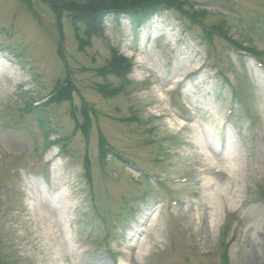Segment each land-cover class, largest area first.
<instances>
[{
    "label": "rangeland",
    "instance_id": "374dc122",
    "mask_svg": "<svg viewBox=\"0 0 264 264\" xmlns=\"http://www.w3.org/2000/svg\"><path fill=\"white\" fill-rule=\"evenodd\" d=\"M193 1L259 59L168 10L81 50L51 6L0 0V264H264V0Z\"/></svg>",
    "mask_w": 264,
    "mask_h": 264
},
{
    "label": "trees",
    "instance_id": "16d2710c",
    "mask_svg": "<svg viewBox=\"0 0 264 264\" xmlns=\"http://www.w3.org/2000/svg\"><path fill=\"white\" fill-rule=\"evenodd\" d=\"M46 5L51 6L54 12L58 15V20L61 25L63 18L67 17L74 26H77L78 32L83 33V38L80 35L79 42L81 50L85 46L91 44L94 37H102L105 34V19L108 16H113L117 20L121 17H128L138 25H141L146 18L153 17L158 12L174 11L183 18L188 19L192 27L201 28L204 37L209 44H212L215 36L223 38L234 51L239 55L249 53L255 57H260L262 53H258L252 48L246 47L243 43L237 40H232L226 35L221 25H208L206 23V12L198 9L193 0H39ZM59 42V53L64 60L65 36L61 29ZM132 64L125 57L118 54L112 49V58L108 68L101 70L102 73L115 74L122 79H125V84L129 83L127 80L132 69ZM106 69V70H105ZM124 84V85H125ZM59 87L50 95L47 102L42 105H49L50 103H63L72 99L75 91L74 84L70 79L66 83L59 84ZM106 97H115L118 93L114 89L104 86L100 91ZM37 105L33 104L28 110L35 111ZM89 108H85V124L83 131L86 136H89L91 129V120L89 115ZM93 113L94 110H92ZM102 155H106V149H109L108 143L101 139ZM149 177V175H147ZM227 264V261L226 263Z\"/></svg>",
    "mask_w": 264,
    "mask_h": 264
},
{
    "label": "bare ground",
    "instance_id": "6f19581e",
    "mask_svg": "<svg viewBox=\"0 0 264 264\" xmlns=\"http://www.w3.org/2000/svg\"><path fill=\"white\" fill-rule=\"evenodd\" d=\"M138 63H140V61L138 60ZM150 64V63H149ZM1 68H2V66L0 65V72H2L1 71ZM209 145H210V147L213 149V146L209 143ZM55 170H57V168H55ZM55 179L57 180L58 179V177H59V175H56V173H55ZM122 264H130V259H129V257H127V259H126V262H124V263H122Z\"/></svg>",
    "mask_w": 264,
    "mask_h": 264
}]
</instances>
